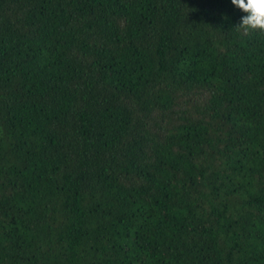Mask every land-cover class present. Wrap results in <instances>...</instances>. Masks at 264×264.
<instances>
[{"label":"trees","instance_id":"obj_1","mask_svg":"<svg viewBox=\"0 0 264 264\" xmlns=\"http://www.w3.org/2000/svg\"><path fill=\"white\" fill-rule=\"evenodd\" d=\"M231 0H0V264H264V32Z\"/></svg>","mask_w":264,"mask_h":264},{"label":"clouds","instance_id":"obj_2","mask_svg":"<svg viewBox=\"0 0 264 264\" xmlns=\"http://www.w3.org/2000/svg\"><path fill=\"white\" fill-rule=\"evenodd\" d=\"M231 3L242 13L238 28L264 32V0H231Z\"/></svg>","mask_w":264,"mask_h":264}]
</instances>
